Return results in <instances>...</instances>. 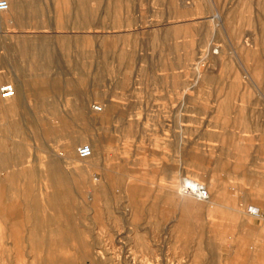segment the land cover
<instances>
[{"label":"rangeland","instance_id":"obj_1","mask_svg":"<svg viewBox=\"0 0 264 264\" xmlns=\"http://www.w3.org/2000/svg\"><path fill=\"white\" fill-rule=\"evenodd\" d=\"M5 1L0 264H264V0Z\"/></svg>","mask_w":264,"mask_h":264},{"label":"built area","instance_id":"obj_2","mask_svg":"<svg viewBox=\"0 0 264 264\" xmlns=\"http://www.w3.org/2000/svg\"><path fill=\"white\" fill-rule=\"evenodd\" d=\"M7 8V3L5 0H0V11H3ZM12 95V87L11 85H3L0 88V97L2 98H8ZM77 156L79 158H86L90 154V150L86 144L79 145V147L76 150ZM183 190L189 191L193 195H195L198 199H204L207 196L206 190L202 185L195 186L194 189H186L183 188Z\"/></svg>","mask_w":264,"mask_h":264},{"label":"bare ground","instance_id":"obj_3","mask_svg":"<svg viewBox=\"0 0 264 264\" xmlns=\"http://www.w3.org/2000/svg\"><path fill=\"white\" fill-rule=\"evenodd\" d=\"M7 7H8V4H7ZM14 94H15L14 93V90L12 89V95L10 97H8V98H3V100H9V99H11L13 96H15ZM90 155H91V151H90L89 156H87L86 158H80V159L85 160V159L89 158ZM52 174H53V172H52Z\"/></svg>","mask_w":264,"mask_h":264}]
</instances>
